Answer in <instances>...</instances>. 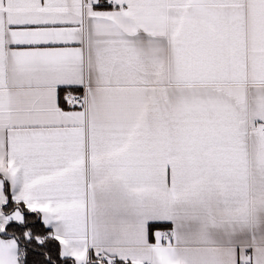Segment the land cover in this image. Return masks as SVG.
<instances>
[{"label":"snow or ice","instance_id":"snow-or-ice-1","mask_svg":"<svg viewBox=\"0 0 264 264\" xmlns=\"http://www.w3.org/2000/svg\"><path fill=\"white\" fill-rule=\"evenodd\" d=\"M0 264H264V0H0Z\"/></svg>","mask_w":264,"mask_h":264},{"label":"crops","instance_id":"crops-1","mask_svg":"<svg viewBox=\"0 0 264 264\" xmlns=\"http://www.w3.org/2000/svg\"><path fill=\"white\" fill-rule=\"evenodd\" d=\"M162 230H166V229H162Z\"/></svg>","mask_w":264,"mask_h":264}]
</instances>
